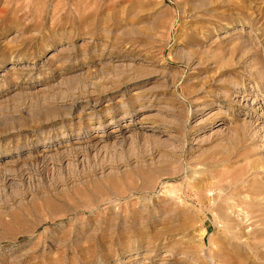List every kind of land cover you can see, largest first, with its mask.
<instances>
[{"label": "rangeland", "instance_id": "374dc122", "mask_svg": "<svg viewBox=\"0 0 264 264\" xmlns=\"http://www.w3.org/2000/svg\"><path fill=\"white\" fill-rule=\"evenodd\" d=\"M0 264H264V0H0Z\"/></svg>", "mask_w": 264, "mask_h": 264}]
</instances>
